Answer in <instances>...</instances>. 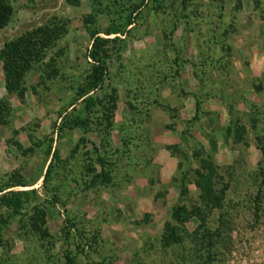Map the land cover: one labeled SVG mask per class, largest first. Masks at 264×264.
Here are the masks:
<instances>
[{
	"label": "rangeland",
	"instance_id": "obj_1",
	"mask_svg": "<svg viewBox=\"0 0 264 264\" xmlns=\"http://www.w3.org/2000/svg\"><path fill=\"white\" fill-rule=\"evenodd\" d=\"M99 1L103 29L133 0ZM159 1L158 8L143 3L120 34L119 56L108 60L97 92L106 107L114 103L111 123L97 105L87 131L59 136L55 126L89 66L83 15L91 0H10L14 13L0 27V45L53 16L67 20V31L50 50L63 49L58 73L43 80L34 64L23 95L7 90L0 61V102L8 105L0 104V187L25 181L4 190L34 189L19 212L0 206V264H67L66 252L75 264H264V185L256 201L254 177L264 167L254 138L259 133L264 144V0ZM236 119L247 125L244 140L226 135ZM54 148L60 160L45 176ZM201 148L229 184L222 208L205 221L214 228L223 219L222 238L206 252L193 240L199 220L192 217L185 223L191 235L164 246L173 204L200 203L194 182L182 195L181 181L184 172L194 177ZM102 169L108 181L95 176ZM35 213L46 234L31 227ZM67 217L74 223L68 237Z\"/></svg>",
	"mask_w": 264,
	"mask_h": 264
},
{
	"label": "trees",
	"instance_id": "obj_2",
	"mask_svg": "<svg viewBox=\"0 0 264 264\" xmlns=\"http://www.w3.org/2000/svg\"><path fill=\"white\" fill-rule=\"evenodd\" d=\"M72 3L79 4L80 0H68ZM126 0H114L115 3L123 2ZM146 0H133L128 5L129 7H123V12L120 10L114 17H111L107 26L103 29L98 27L96 23V16L99 11H103L99 7L101 4L99 0H91L92 10L83 15V23L86 31L90 36V44L87 48L86 56L89 63L88 69L82 79L75 85L73 89V95L66 106L63 109L60 121L55 126L58 135L61 136L66 129L80 128L83 131L89 129V113L97 105H101L104 117L107 124L111 123L112 108L114 103L109 107H106L104 103L105 95L99 96L97 90L102 88L109 77V64L108 60L114 55L119 56L121 36L128 31L129 25H131L141 6ZM156 2L155 7L161 6L159 0H152ZM14 13V6L10 0H0V27L5 26ZM66 19L58 16H53L47 19L45 22L27 28L21 33L6 39L0 45V61H2V68L4 71L5 86L8 91H16L19 95H23L24 85L23 80L28 70L34 65L39 64L42 69V78H51L58 73V66L56 63V57L59 56L63 49L58 47L54 51L50 50L56 45L57 41L66 33ZM112 34V35H111ZM113 100V96H110ZM79 105L76 107V103ZM200 100H198V103ZM2 108L7 110L8 105L1 103ZM3 112L0 109V118ZM257 117L252 116L250 118V127L256 128ZM244 121L240 119L231 120L225 127L226 135L232 136L233 141L244 140V133H246L247 127ZM256 145L264 154V144L262 143L263 137L257 133L255 134ZM212 144L215 146V141L212 139ZM51 149V143L47 149L49 153ZM204 149L195 151L194 157L199 158V165L194 167V177L184 172L182 174L181 194L183 195L187 191V180L194 182L199 188V204L188 206L184 202H177L173 204L170 214V219L166 221L162 232V244L170 245L171 243L181 242L185 235H191L186 231L185 223L192 217H196L199 220L198 230H194L193 240L199 241L201 244L205 243L206 252L214 242H218L221 236V227L223 225V219L220 220L218 225L214 228L208 227L205 224L206 217L211 213L212 208H222L224 204V198L226 195V189L229 184L223 180V175L218 170V165L211 159L210 153L202 155ZM51 160L46 167L45 176L52 170L54 160H60V153L58 148H54L51 156ZM100 164L104 163L102 155L97 154ZM94 169V167H92ZM101 176L103 181L109 180V175L105 170L95 173V176ZM255 179H258L257 190L255 193L256 201L260 199L261 188L264 185V167L260 166L254 175ZM261 177V178H260ZM191 178V179H190ZM21 184L25 185V181L17 183L6 184L0 187V206L9 210L7 213L11 215L21 210L24 202L28 199L29 192L34 189H9L4 190L10 185ZM53 202V201H52ZM258 207V206H256ZM31 227L43 234L46 230L41 229L39 222L44 221L42 216L38 213L30 216ZM68 229H66V236L70 234L69 228L73 226V222L67 217L65 219ZM5 222V217L0 212V231L1 226ZM200 229V231H199ZM186 231V232H185ZM199 231V236L197 235ZM186 233V234H185ZM46 234V233H45ZM66 263L75 264L72 256L69 253H65Z\"/></svg>",
	"mask_w": 264,
	"mask_h": 264
}]
</instances>
